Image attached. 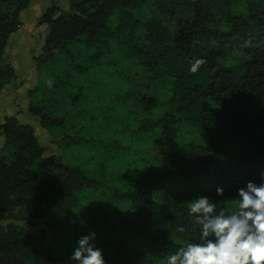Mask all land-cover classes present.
<instances>
[{
	"label": "trees",
	"instance_id": "16d2710c",
	"mask_svg": "<svg viewBox=\"0 0 264 264\" xmlns=\"http://www.w3.org/2000/svg\"><path fill=\"white\" fill-rule=\"evenodd\" d=\"M31 2L0 0V91L19 77L7 51ZM44 24L28 110L54 134L71 124L66 145L90 155H48L5 117L0 264H73L91 232L106 264H165L199 240L191 200L231 210L264 180V0H69Z\"/></svg>",
	"mask_w": 264,
	"mask_h": 264
},
{
	"label": "clouds",
	"instance_id": "9594fccd",
	"mask_svg": "<svg viewBox=\"0 0 264 264\" xmlns=\"http://www.w3.org/2000/svg\"><path fill=\"white\" fill-rule=\"evenodd\" d=\"M224 191L216 189L221 197ZM188 214L199 226V240H180L176 251L163 253L165 264H264V180L239 188L231 210H217L209 197L199 196L190 201ZM175 230L184 233L185 225ZM96 240L97 233L91 232L77 241L70 256L73 264H106Z\"/></svg>",
	"mask_w": 264,
	"mask_h": 264
},
{
	"label": "rangeland",
	"instance_id": "374dc122",
	"mask_svg": "<svg viewBox=\"0 0 264 264\" xmlns=\"http://www.w3.org/2000/svg\"><path fill=\"white\" fill-rule=\"evenodd\" d=\"M67 2L69 0H32L30 7L21 12L23 35L18 38V41H11L10 48L14 50H9L8 55L19 76L18 80H13L10 85L14 83L13 88L22 92L16 93L15 96L9 94L7 97L6 95L4 99L0 97V122L3 123L6 116L20 113L21 120L34 127L48 155H63L67 161L77 162L80 161L81 154L87 158L90 153H85L79 146L69 147L66 145V134L63 132L73 133L74 130L70 131L71 124L57 130L59 132L54 134L51 129L43 127L39 118L28 110L30 103L28 92L30 89L35 88L40 77V75H37L34 56H37L43 50L44 40L41 35H46L48 30L46 24L38 25L39 15L43 14L53 4L64 5ZM20 38L21 40H19ZM11 52L13 55L10 54ZM2 145H4V137L0 136V147Z\"/></svg>",
	"mask_w": 264,
	"mask_h": 264
},
{
	"label": "crops",
	"instance_id": "0c3cea01",
	"mask_svg": "<svg viewBox=\"0 0 264 264\" xmlns=\"http://www.w3.org/2000/svg\"><path fill=\"white\" fill-rule=\"evenodd\" d=\"M45 12V11H44ZM43 12V13H44ZM40 16H42V14L41 15H39V17ZM24 23V22H23ZM22 27V26H21ZM47 32H48V30H47ZM23 35V31H22V28H20L11 38H10V41H9V46H10V44H11V41H18V38L20 37V36H22ZM19 40H21V38L19 39ZM9 50L10 51H13L14 49H11L10 47H9ZM9 50L7 51V55H8V52H9ZM11 55H13L12 54V52L10 53ZM18 72V71H17ZM19 78V77H18ZM18 78L16 79V80H18ZM13 85H8L5 89H3L2 91H0V97H1V99H4V98H6V95H7V97H8V95L9 94H12L13 96H15L16 95V93H19V92H22L21 90H15V88H13V86H14V83H12ZM5 90V91H4ZM16 92H15V91ZM29 106V105H28ZM0 124H1V122H0Z\"/></svg>",
	"mask_w": 264,
	"mask_h": 264
}]
</instances>
